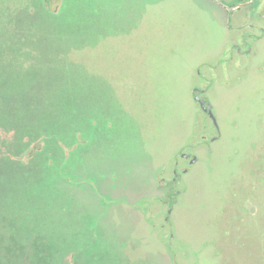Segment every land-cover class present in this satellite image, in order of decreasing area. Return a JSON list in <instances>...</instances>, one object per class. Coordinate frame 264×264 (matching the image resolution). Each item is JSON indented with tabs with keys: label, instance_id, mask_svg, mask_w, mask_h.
Returning a JSON list of instances; mask_svg holds the SVG:
<instances>
[{
	"label": "rangeland",
	"instance_id": "374dc122",
	"mask_svg": "<svg viewBox=\"0 0 264 264\" xmlns=\"http://www.w3.org/2000/svg\"><path fill=\"white\" fill-rule=\"evenodd\" d=\"M219 27L208 0H0V264H264V72L195 81Z\"/></svg>",
	"mask_w": 264,
	"mask_h": 264
},
{
	"label": "flooded vegetation",
	"instance_id": "af4514ba",
	"mask_svg": "<svg viewBox=\"0 0 264 264\" xmlns=\"http://www.w3.org/2000/svg\"><path fill=\"white\" fill-rule=\"evenodd\" d=\"M215 5L217 18L220 21L219 32H223L220 50L209 59L211 63L209 67H197L194 70L193 79L200 80V74L213 70L220 80L226 82L227 79L233 81L232 74L238 73L241 78L251 73L254 76L264 72V0H208ZM225 70H227L226 73ZM211 76V75H210ZM232 77V78H231ZM234 81H237L235 79ZM191 90L194 93L193 102L199 108L201 123L212 126L217 132L219 125L217 118L215 121L209 115L207 105L209 103L203 98L204 90L196 86L194 81L191 82ZM198 96L199 100L195 97ZM203 105V106H202ZM204 107L205 109H203ZM211 112L214 114L211 108ZM217 127H216V124ZM208 127V126H207ZM209 138L210 136H202ZM216 136H212L209 140L214 141ZM189 164H193L198 159L196 155L190 151H182L179 155ZM187 168H183L182 172H187ZM179 169L172 170V177L168 180L169 192L167 197L170 201L174 200V196L178 194V190L173 192L172 184L177 182L179 178ZM171 184V185H170ZM170 213L171 210L168 209ZM168 216L165 217L167 219Z\"/></svg>",
	"mask_w": 264,
	"mask_h": 264
},
{
	"label": "water",
	"instance_id": "95a60500",
	"mask_svg": "<svg viewBox=\"0 0 264 264\" xmlns=\"http://www.w3.org/2000/svg\"><path fill=\"white\" fill-rule=\"evenodd\" d=\"M196 100H199L198 96L195 97ZM201 102V104H203V101L202 100H199ZM203 106V105H202ZM203 109H205L204 107H202ZM207 108L209 109V115L210 117L215 121V115L211 112V105L208 104L207 105ZM216 124V122H215ZM216 127H217V124H216Z\"/></svg>",
	"mask_w": 264,
	"mask_h": 264
},
{
	"label": "trees",
	"instance_id": "16d2710c",
	"mask_svg": "<svg viewBox=\"0 0 264 264\" xmlns=\"http://www.w3.org/2000/svg\"><path fill=\"white\" fill-rule=\"evenodd\" d=\"M46 2H47L48 4H50L51 0H46Z\"/></svg>",
	"mask_w": 264,
	"mask_h": 264
}]
</instances>
